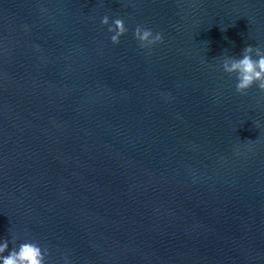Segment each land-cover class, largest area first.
Segmentation results:
<instances>
[{
    "label": "water",
    "instance_id": "1",
    "mask_svg": "<svg viewBox=\"0 0 264 264\" xmlns=\"http://www.w3.org/2000/svg\"><path fill=\"white\" fill-rule=\"evenodd\" d=\"M245 44L264 0H0V236L48 264H264V93L219 67Z\"/></svg>",
    "mask_w": 264,
    "mask_h": 264
},
{
    "label": "clouds",
    "instance_id": "2",
    "mask_svg": "<svg viewBox=\"0 0 264 264\" xmlns=\"http://www.w3.org/2000/svg\"><path fill=\"white\" fill-rule=\"evenodd\" d=\"M100 24L107 26L109 40L118 44L120 37L128 31L123 18L107 14L100 17ZM132 36L142 49H150L162 42L159 31L137 24L132 29ZM219 61L220 69L229 75H234V89L237 93H245L255 85L264 93V46L245 44L238 55H229L225 50ZM8 238L0 236V264H48L49 248L35 239L21 236L15 231L9 232ZM11 244V247L9 246ZM61 264H70L67 256L61 257Z\"/></svg>",
    "mask_w": 264,
    "mask_h": 264
}]
</instances>
